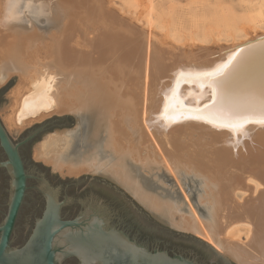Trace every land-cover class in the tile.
<instances>
[{"label":"bare ground","instance_id":"obj_1","mask_svg":"<svg viewBox=\"0 0 264 264\" xmlns=\"http://www.w3.org/2000/svg\"><path fill=\"white\" fill-rule=\"evenodd\" d=\"M204 3L198 38L182 40L168 23L157 27L162 15L149 0H129L134 13L109 0H0V85L19 78L8 123L22 130L76 117L92 149L67 158L41 145L35 160L65 177L102 174L165 225L231 262L264 264V126L227 127L262 107L264 91L253 85L264 66V0H240V12L229 0ZM230 58L213 104L198 74ZM135 169L157 180L181 177V193L197 201L147 190ZM190 177L202 183L200 198Z\"/></svg>","mask_w":264,"mask_h":264},{"label":"water","instance_id":"obj_2","mask_svg":"<svg viewBox=\"0 0 264 264\" xmlns=\"http://www.w3.org/2000/svg\"><path fill=\"white\" fill-rule=\"evenodd\" d=\"M259 72L253 86L264 91V66ZM18 81L0 89V109ZM75 125L72 116H55L14 138L0 120V264H235L165 225L118 185L98 176L63 177L33 160L41 139Z\"/></svg>","mask_w":264,"mask_h":264},{"label":"rangeland","instance_id":"obj_3","mask_svg":"<svg viewBox=\"0 0 264 264\" xmlns=\"http://www.w3.org/2000/svg\"><path fill=\"white\" fill-rule=\"evenodd\" d=\"M109 1L110 3H112V5L115 8H118V10H121L123 12L126 11L128 13L129 12L134 13V10L130 9L127 4L129 0H109ZM149 2H150V6L152 7L151 12H154L155 16L162 15L161 18L157 17V20L154 17L157 23V27L163 30V28H166V26L169 24V27H168L169 29L167 28L168 30L167 32L172 33L178 39L181 38L182 40H189L193 37L198 38V25H199L198 10L202 9L203 6L206 5L204 3L205 0H149ZM229 2L231 6L234 5L233 7L236 8L235 11L240 12V9L238 8L240 6V0H229ZM239 15L242 16V14H239ZM222 41L224 42L225 40L222 39ZM13 77H11V79ZM11 79H9L6 83L1 84L0 89H2L6 84H8ZM11 91L6 97V99L4 100L3 105L0 109V120L3 122L5 127L8 129V131L14 138H19L26 130H28V127L25 129L19 130L13 127L12 125H9L8 123V118L11 115V107H12ZM74 119L76 121V125L73 128L54 131L53 133L41 139L37 143L39 145L36 144L33 148V160L35 158L34 155H35L36 149L41 145L45 146L46 150L49 149L53 145L55 146V149L57 152L66 156L67 158L79 157L81 152H84L86 150L90 151L92 148L90 147V145H88L89 141L87 140L86 126L82 123L78 129V120L76 119V117H74ZM99 148H100L99 149L100 158L101 160H105L106 156L103 153L101 144ZM43 165L53 170L51 166L46 165V164H43ZM54 172L59 174L56 171ZM135 172H136L137 177L141 181L142 185L144 186V188H146L149 191L159 194L161 197H164L166 199L171 198L182 204L184 203V201H186L187 205L191 203L192 206H193V203L197 201V197L195 198V200L189 199L190 197L189 193L191 191L187 194H185L184 192L183 194L181 193V191H183L185 187L184 185L185 180L183 181V179L179 176L177 177V176H170L167 174H162L158 177L160 179L157 180V178L146 176L138 169H135ZM85 176H98L112 183L110 180L102 176H99V175L89 174V175H84L78 178H82ZM67 178H71V177H67ZM190 180H191V185H192L191 190H194L198 194V198H200V195L203 191L202 190L203 186H202L201 181L198 180V186H197V184L194 181L195 180L194 177H190ZM181 187L183 190L181 189ZM184 210H188V208H184ZM241 239L245 240V235H241Z\"/></svg>","mask_w":264,"mask_h":264},{"label":"snow or ice","instance_id":"obj_4","mask_svg":"<svg viewBox=\"0 0 264 264\" xmlns=\"http://www.w3.org/2000/svg\"><path fill=\"white\" fill-rule=\"evenodd\" d=\"M232 64V58L229 59V62L225 65H222L220 68L216 69L213 72H204L198 74V77H202L205 81V85L212 89L213 95V104L216 103L217 97L221 94L223 85L221 81L223 80L224 73L223 70L227 69ZM261 110L259 113L249 112L243 116H238L230 125H227L230 131L234 133H242L243 129L249 123H258L260 126H264V98L261 100ZM165 113L168 112V105L165 104Z\"/></svg>","mask_w":264,"mask_h":264},{"label":"flooded vegetation","instance_id":"obj_5","mask_svg":"<svg viewBox=\"0 0 264 264\" xmlns=\"http://www.w3.org/2000/svg\"><path fill=\"white\" fill-rule=\"evenodd\" d=\"M21 152V151H20ZM90 175H94V174H90ZM96 175H99V176H102V177H104V178H106V179H108V180H110L109 178H107V177H105V176H103V175H100V174H96ZM111 182H112V184L114 185V186H116V185H118L117 183H115L114 181H112V180H110ZM28 182H29V180H28ZM92 184H94V185H97L98 186V188L99 189H101V190H106V189H112L114 192H118V190L115 188V187H111V186H109V185H106L104 182H102V183H100V182H93ZM119 187H120V185H118ZM120 188H122V187H120ZM29 189V188H28ZM28 192V191H27ZM42 193V192H41ZM43 195V194H42ZM22 210V209H21ZM21 213V212H20ZM131 215H142L141 214V212L139 213V212H132V214ZM19 217H20V215H19ZM19 217H18V220H19ZM18 220H17V224H18ZM17 224H16V228H17ZM16 228H15V230H16ZM33 231V230H32Z\"/></svg>","mask_w":264,"mask_h":264},{"label":"crops","instance_id":"obj_6","mask_svg":"<svg viewBox=\"0 0 264 264\" xmlns=\"http://www.w3.org/2000/svg\"><path fill=\"white\" fill-rule=\"evenodd\" d=\"M50 118H47V119H45V120H43V121H41V122H39L38 124H41V123H43V122H45V121H47V120H49ZM35 124H37V123H35ZM35 124L34 125H32V126H35ZM32 126H30V127H28V129H30ZM53 133V132H52ZM51 134V133H50ZM49 135V134H48ZM37 145H39V144H37ZM34 161L36 162V163H41V164H44V163H42V162H39V161H36L35 159H34Z\"/></svg>","mask_w":264,"mask_h":264},{"label":"trees","instance_id":"obj_7","mask_svg":"<svg viewBox=\"0 0 264 264\" xmlns=\"http://www.w3.org/2000/svg\"><path fill=\"white\" fill-rule=\"evenodd\" d=\"M35 166H38V165H35ZM174 237H175V236H170V239H172V238L174 239Z\"/></svg>","mask_w":264,"mask_h":264}]
</instances>
